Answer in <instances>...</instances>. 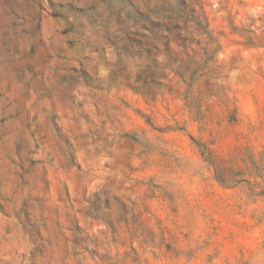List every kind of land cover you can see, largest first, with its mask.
I'll return each instance as SVG.
<instances>
[{"label": "rangeland", "instance_id": "obj_1", "mask_svg": "<svg viewBox=\"0 0 264 264\" xmlns=\"http://www.w3.org/2000/svg\"><path fill=\"white\" fill-rule=\"evenodd\" d=\"M0 0V264H264V0Z\"/></svg>", "mask_w": 264, "mask_h": 264}, {"label": "trees", "instance_id": "obj_2", "mask_svg": "<svg viewBox=\"0 0 264 264\" xmlns=\"http://www.w3.org/2000/svg\"><path fill=\"white\" fill-rule=\"evenodd\" d=\"M179 9H180V11H181L182 13L187 12L188 7H187L186 2H184V1H180V0H179Z\"/></svg>", "mask_w": 264, "mask_h": 264}]
</instances>
